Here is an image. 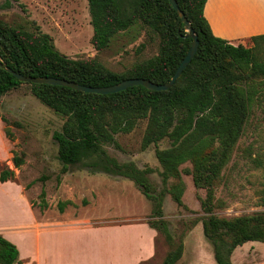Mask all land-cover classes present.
I'll return each instance as SVG.
<instances>
[{"label": "trees", "instance_id": "obj_1", "mask_svg": "<svg viewBox=\"0 0 264 264\" xmlns=\"http://www.w3.org/2000/svg\"><path fill=\"white\" fill-rule=\"evenodd\" d=\"M175 1L199 44L189 65L167 91L135 86L116 94H86L67 87L23 84L0 67V102L4 95L27 86L35 99L65 118L61 131L53 134L61 173L99 156L97 163H92L95 167H101L110 176L129 180L153 203L152 217L156 220L147 224L170 244L172 238L163 220V201L169 194L177 206H183L179 168L191 163L195 188L206 192L200 201L206 215L202 222L203 236L212 247L215 264H232L230 257L236 248L250 242L264 244V213L233 219L213 214L215 188L222 171L244 134L252 109L264 104V35L251 37L249 48L233 45L213 35L203 15L207 0ZM87 3L92 46L97 52L106 50L119 33L140 24L159 37L158 55L123 73H114L96 59L63 56L54 48L52 39L38 29L31 32L0 21V62L24 77L56 78L93 88L110 87L128 79L159 85L170 81L192 39L168 0H87ZM0 120L7 127V121L1 117ZM144 120L142 150L165 139L169 141V148L155 151L162 169L164 188L160 192L147 178L151 169L119 164L102 148L105 144L116 145L115 135L131 133ZM6 127L5 136L12 141ZM11 162L18 169L24 164V157L13 153ZM13 179L14 172L0 164V182ZM169 180L176 183L165 189ZM40 200L42 211L46 209L44 189ZM69 205V201L58 202L57 211L62 214ZM182 248L179 244L170 250L162 264H176ZM18 255L17 248L0 236V264H21Z\"/></svg>", "mask_w": 264, "mask_h": 264}, {"label": "rangeland", "instance_id": "obj_2", "mask_svg": "<svg viewBox=\"0 0 264 264\" xmlns=\"http://www.w3.org/2000/svg\"><path fill=\"white\" fill-rule=\"evenodd\" d=\"M0 21L31 32L38 29L52 39L54 48L63 56L70 59H96L114 73H123L159 53V37L140 24L119 33L106 50L97 52L92 46L93 33L87 0H0ZM240 45L252 47L249 40ZM0 106V117L7 121V127L3 125L13 136L10 141L11 155L15 153L24 157V164L18 169L13 167L11 160L9 168L1 164L14 172L13 182L25 188L22 194L14 193L13 201L30 203L39 208L40 193L44 189L48 219L62 222L64 217L80 215V219L89 226L123 225L117 229L97 230L94 235L81 233L79 238H72L73 231L66 230L64 232L70 239V249L74 242V245L80 244L83 250L96 248L97 257H101L100 264H109L115 252L119 254L118 264L124 263L120 259L128 251L133 253V257H138L137 244L142 232L139 230L140 225L136 224L156 220L152 217L153 203L145 199L129 180L126 182L122 177L110 176L102 172L101 167H95L92 163H97V155L84 163L70 166L67 173L62 174L53 134L61 131L65 118L35 99L27 86L22 85L4 95ZM145 128L146 121H140L131 133L115 135L116 145L105 144L102 148L109 158L119 164H134L139 170L151 169L152 173L147 178L160 192L164 188L160 177L162 169L155 158V151L169 148V141L165 139L142 150ZM191 170L189 162L179 168L183 183V206H177L169 194L165 195L163 201V220L172 244L156 232L154 255L139 264H162L167 253L179 244L183 250L176 264H215L212 247L202 233V222L206 215L201 210L200 201L205 198L206 192L195 188ZM92 176H101L114 182L108 187L103 185L94 189L86 185ZM221 176L215 188V216L233 219L264 213V104L252 109L244 134ZM175 183L169 180L165 189ZM94 200L96 203L91 204ZM66 201L71 205L60 214L56 205ZM18 212L21 210H16ZM111 260L114 261L113 258ZM230 260L232 264H264V244H244L234 250Z\"/></svg>", "mask_w": 264, "mask_h": 264}, {"label": "crops", "instance_id": "obj_3", "mask_svg": "<svg viewBox=\"0 0 264 264\" xmlns=\"http://www.w3.org/2000/svg\"><path fill=\"white\" fill-rule=\"evenodd\" d=\"M203 15L213 35L233 45L243 43L254 36L264 35V0H207ZM10 151V140L5 136L4 125L0 120V164L11 166L10 160L13 156ZM121 179L129 182L125 178ZM113 182L101 176H92L86 181V185L96 189L103 185L108 187L107 185ZM15 192L22 194L25 188L13 181L0 182V236L17 248L18 261L21 264H100L101 257H97L96 248L83 250L80 244L74 245V242L70 249V239L65 236L64 231H73L72 238H79L81 233L83 235L89 232L94 235L97 230L123 227L89 226L85 220L80 219V215L73 218L64 217L62 222L53 221L47 218L46 210L41 211L30 203L14 202ZM95 203V200L91 201V204ZM16 210L21 212L16 213ZM136 225H140L139 230L142 232L137 244L140 255L133 257V253L128 251L123 255L124 258L120 259L124 260L123 264H139L154 255L156 231L146 223ZM111 258L109 264H118L117 252L112 254Z\"/></svg>", "mask_w": 264, "mask_h": 264}, {"label": "water", "instance_id": "obj_4", "mask_svg": "<svg viewBox=\"0 0 264 264\" xmlns=\"http://www.w3.org/2000/svg\"><path fill=\"white\" fill-rule=\"evenodd\" d=\"M169 4L172 6L174 11L180 18L181 23L186 27L188 36L192 39L191 46L189 48L188 53L176 69L175 73L171 77L170 81L166 84H155L151 81L142 80V79H128L119 84L103 87V88H93V87H85L78 84H74L65 80L56 79V78H34V77H24L19 73H15L11 69L5 68V65L0 62V67L5 69L9 74L13 75L19 82L23 84H36V85H48V86H59V87H67L76 91H80L86 94H96V95H109L116 94L122 91H125L128 88L140 86L145 88L148 91H167L170 89L176 80L181 76L184 69L189 65L191 60L196 54L198 48V38L194 34L193 30L189 27V22L185 18L184 14L181 12L175 0H168Z\"/></svg>", "mask_w": 264, "mask_h": 264}]
</instances>
